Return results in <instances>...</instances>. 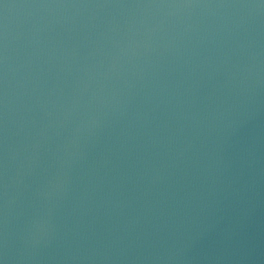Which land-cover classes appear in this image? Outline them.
Here are the masks:
<instances>
[{"label":"water","instance_id":"1","mask_svg":"<svg viewBox=\"0 0 264 264\" xmlns=\"http://www.w3.org/2000/svg\"><path fill=\"white\" fill-rule=\"evenodd\" d=\"M255 0H0V264H242Z\"/></svg>","mask_w":264,"mask_h":264}]
</instances>
